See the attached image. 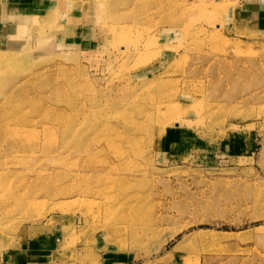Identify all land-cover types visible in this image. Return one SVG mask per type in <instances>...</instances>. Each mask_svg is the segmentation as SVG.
Instances as JSON below:
<instances>
[{
	"label": "rangeland",
	"instance_id": "rangeland-1",
	"mask_svg": "<svg viewBox=\"0 0 264 264\" xmlns=\"http://www.w3.org/2000/svg\"><path fill=\"white\" fill-rule=\"evenodd\" d=\"M11 1L0 264H264V25L247 0L24 1L6 19Z\"/></svg>",
	"mask_w": 264,
	"mask_h": 264
},
{
	"label": "crops",
	"instance_id": "crops-1",
	"mask_svg": "<svg viewBox=\"0 0 264 264\" xmlns=\"http://www.w3.org/2000/svg\"><path fill=\"white\" fill-rule=\"evenodd\" d=\"M24 1L26 3H22ZM46 2H49V0H21V2L12 0L10 3H8L9 5H7L9 7L8 11H3V13H6V19H8L13 13H17L19 11L20 3H22L23 6L29 5L30 7H32V9H36L41 12L45 10L43 8H46ZM246 4L248 11L245 13V17L247 22L251 24L264 25V0H247ZM177 133H179V128L166 130V141L170 142L171 140H173L174 135H176Z\"/></svg>",
	"mask_w": 264,
	"mask_h": 264
}]
</instances>
